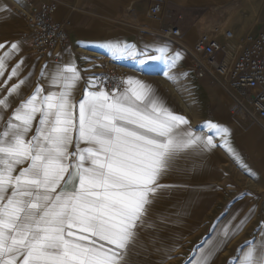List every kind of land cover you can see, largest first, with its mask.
<instances>
[{
	"label": "snow or ice",
	"instance_id": "snow-or-ice-1",
	"mask_svg": "<svg viewBox=\"0 0 264 264\" xmlns=\"http://www.w3.org/2000/svg\"><path fill=\"white\" fill-rule=\"evenodd\" d=\"M18 50L13 43L0 54V77ZM176 59L179 53L170 67ZM22 63L11 68L9 80ZM40 79H47V91L38 82L25 99L22 79L0 96V264H128L137 228L159 191L170 187L160 179L181 154L215 147L213 138L183 127L189 121L138 79L110 91L103 78L90 79L78 101L81 75L74 62L51 72L45 67ZM13 98L21 102L4 123ZM205 127L228 144L227 128ZM238 251L239 264H264V236ZM212 255L202 253L196 264H209Z\"/></svg>",
	"mask_w": 264,
	"mask_h": 264
},
{
	"label": "rangeland",
	"instance_id": "rangeland-1",
	"mask_svg": "<svg viewBox=\"0 0 264 264\" xmlns=\"http://www.w3.org/2000/svg\"><path fill=\"white\" fill-rule=\"evenodd\" d=\"M146 3L149 6L152 1L147 0ZM238 4L239 1L217 5L183 6L174 9L162 6L164 11L163 15H160L161 27L177 23V16H182V20H179L177 24L182 32L181 40L185 42L184 36H186L187 29L194 28L196 24L204 28L209 24L215 25L214 29L217 28L218 31L212 33L219 42L226 41L230 55L228 59L232 63L234 61L232 59L236 57L244 45V40L239 44L237 43L240 40L238 36L231 41L225 40L220 32L232 31L233 29L229 28L230 24L227 28L218 26L227 20V13L224 10L230 6L238 8ZM18 6L19 0H0V45L5 46L0 49V54L9 51L13 43L19 46V50L7 60L5 74L0 77V96L6 95L7 90L18 80H27L28 84L29 71L32 73L36 71L31 63L33 60L40 61L41 59V57L34 56L30 50L28 39L23 35L24 32L26 33L25 24L15 13V8ZM149 18L151 19L150 16ZM236 19L237 17L231 24ZM137 27L123 25L114 27L113 37L119 36L120 39L124 38L123 40H125L122 42V46L118 47L125 49L127 46V49L122 51L110 48L114 51L115 59L135 58L138 62L140 59H145L146 63L144 64L163 63L169 66L170 72L161 71V76H164L165 81L166 106L175 114L181 115L189 121V124L183 127L191 128L195 134L205 138L212 137L216 146L207 151L199 148L185 152L186 156H180V159L175 162V164L180 163L182 166L174 165L170 172L171 176L160 179V184L170 187L161 189L149 206L145 223L137 228V238L134 245L129 248L128 264H189V261L191 264H196L203 250L204 254L213 250V245H209V240L216 235V226L227 218L230 211L229 207L234 205L236 200L237 203L242 200V206L245 208L239 212L241 217L238 220L242 218V215H248L252 221L247 224L248 219L243 217L241 219L243 224L241 221L239 226L233 228L235 242L231 241L228 242V245H223L218 250L219 256H216V251H214L211 256L214 259L210 258L209 261V264H230V262L238 264L237 257L241 255L238 250L248 242L247 236H250L257 229L264 228V225L258 221L264 213L262 203L258 202L261 200L262 194H249L247 192L249 179L248 177L247 179L244 178V173L249 171L255 173L259 169H264V130L256 120L247 116H239L237 114L239 106L232 104L229 99L223 98L221 100L219 98L218 100L215 95L216 82L211 81L212 94L206 93L186 56L182 57V54H179V59L174 61L175 66L170 67L174 55L181 52L178 47L174 50L172 48L174 46L162 42L160 49L164 51L161 52L158 51L160 49H156L153 41L149 38H147L149 40H147L145 50L137 47V44L131 42L129 44L126 41L128 37L135 38V36L142 34ZM258 31H264V23ZM193 38L194 34L191 33L187 39L189 44ZM235 40L237 44L234 42ZM182 41L180 42L182 43ZM133 50L139 55L133 57L131 54ZM145 52L156 56L157 59H148L143 56ZM21 61L23 63L19 75L9 80L8 74L11 68ZM165 73L168 75L166 76ZM171 75L175 79L179 78V85H174V91L170 87L173 78ZM230 92L240 99L239 93ZM214 100L222 102L224 105L222 112L218 111V106L215 105ZM18 105L19 103L13 98L11 107L3 114L4 123L7 122L8 117ZM246 108L250 112L249 106L246 105ZM209 122L229 130L227 145L224 144V139L218 133L205 127ZM261 122L264 125V122ZM198 192L201 197L197 196ZM253 222L256 225H252ZM237 237L242 238L240 242H238ZM101 243L103 242L101 241Z\"/></svg>",
	"mask_w": 264,
	"mask_h": 264
},
{
	"label": "crops",
	"instance_id": "crops-1",
	"mask_svg": "<svg viewBox=\"0 0 264 264\" xmlns=\"http://www.w3.org/2000/svg\"><path fill=\"white\" fill-rule=\"evenodd\" d=\"M53 1V0H46ZM58 2L59 7L55 14L56 18L60 21H71V27L69 29V46L65 51H54L50 52L47 56L40 59V61H34L31 63L33 68L36 69L35 72L29 71L28 73V84L25 88L21 89L23 92L24 98L26 99L29 95H31L32 91L37 87L39 82L40 86L48 90L49 84L47 79L41 80L40 74L42 69L47 67L48 71L51 72L57 65L65 64L68 62H74L78 71L81 75V80L79 82L78 87L75 90V99L78 101L83 93L85 88L87 87L90 79H93L94 76L100 70V62L103 59L110 58L115 59L113 55L112 49L113 45L122 46V42L125 41L120 39L119 36L113 37L114 27L117 25H123L127 27H135L138 26L137 29L142 34L134 37L130 36L126 41L130 44H137L136 46L140 49L147 48V40L151 39L156 46V49L162 48V42L171 44L174 50L180 49L182 57L186 56V59L190 61L193 70L194 69V59L188 51H192L193 43L207 31L204 27H199L197 24L194 28L187 29L186 36H184L185 42H183L182 36L180 40L178 39L181 45L185 47L176 46L173 42L165 41L161 38L160 28L162 26V20L154 21L148 16V5L146 3L147 0H55ZM154 2H161L162 6L165 8L174 9L176 7H189L195 5H206L213 4L217 5L219 3H235L239 1L237 5L238 8H234L232 6L226 8L224 11L227 13V20L220 24V28H232L234 38L238 36L240 38L239 42L242 43L243 40L247 36L258 32V29L264 23V0H149ZM164 11V10H163ZM162 11V12H163ZM163 15V13H161ZM237 17V19L231 24V22ZM152 20V21H151ZM258 21V23H257ZM113 28V29H112ZM159 29V30H158ZM158 30V31H157ZM225 32V31H224ZM222 32V36L223 33ZM194 34L193 41H187L190 34ZM237 37V38H238ZM149 38V39H147ZM182 41V43L180 42ZM236 43V44H237ZM244 43V42H243ZM190 45V46H189ZM172 49V50H173ZM156 51V50H155ZM132 59V60H131ZM127 64L130 67L129 77L138 79L148 85H150L153 91L158 95V97L162 100V102L166 105L165 91H164V76H161V71H169V66L166 64H141L135 58H130L126 60ZM175 66V64H174ZM33 69V70H34ZM196 74V72H195ZM172 76V75H171ZM172 82L170 87H172V91H174V85H179V78L175 79L172 76ZM200 79V84L206 91V93L212 94V90L210 88L211 78L207 75ZM215 95L216 97L223 100V98H227L231 101L232 104H235L237 98L234 94H232L227 88L226 84L221 87L216 84ZM210 91V92H209ZM239 93L240 98L242 96V92H234ZM216 99V98H215ZM218 100H214L215 105L218 106V111L222 112L224 110V105L222 102L220 103ZM18 103L21 101L16 99ZM236 105V104H235ZM16 108V107H15ZM222 114V113H221ZM239 116H246L244 112L238 108ZM38 122L34 121L33 133L35 130V124ZM257 122V121H256ZM258 123V122H257ZM259 124V123H258ZM260 125V124H259ZM261 126V125H260ZM264 130V128L261 126ZM83 146V145H82ZM70 150H74L70 149ZM197 154V153H195ZM180 156H186L184 153ZM180 156L177 160L180 159ZM197 156H194V158ZM199 157V156H198ZM186 159V158H185ZM195 164V162H194ZM182 166L180 163L175 164ZM184 166V165H183ZM22 167V166H21ZM186 170V169H185ZM170 171H168L161 179L169 178ZM255 179L250 178L247 173H244V178L249 179V183L247 184V192L250 194L260 193L262 194L261 200L258 201L262 203V208L264 209V169H259L258 172H255ZM197 178V177H196ZM197 196H200L198 192ZM201 197V196H200ZM247 205V204H245ZM252 206V205H251ZM245 208L242 206L241 202L237 203V200L234 202V205L229 207V214L224 222H221L220 225L216 226V235L213 238H210L209 245H213V250L216 251V256H219V249L223 245H228V242H235L233 228L239 226V222H241L243 217L246 219L248 215H239V212H242V209ZM203 211V210H201ZM253 219V218H252ZM247 220V219H246ZM252 221L248 217V223ZM261 225H264V213L262 217L258 219ZM243 224V223H242ZM252 225H256L255 222ZM225 232L228 234V239H225ZM224 234V235H223ZM238 236V235H237ZM264 236V231L257 229L250 236H247L246 240L259 241L261 237ZM242 239V238H241ZM239 237H237L238 242L241 241ZM243 241V240H242ZM207 251V250H206ZM204 254V250L202 251ZM207 254V252H205ZM219 258V257H218ZM212 259V257H211ZM214 259V257H213ZM212 259V260H213ZM220 259V258H219ZM239 264V263H238Z\"/></svg>",
	"mask_w": 264,
	"mask_h": 264
},
{
	"label": "built area",
	"instance_id": "built-area-1",
	"mask_svg": "<svg viewBox=\"0 0 264 264\" xmlns=\"http://www.w3.org/2000/svg\"><path fill=\"white\" fill-rule=\"evenodd\" d=\"M58 7L55 0H19V6L15 8L17 17L25 24L26 33L23 35L37 58H43L50 52L65 51L69 46L71 21L56 18ZM162 11L161 2L148 6V16L154 21L161 19ZM179 20H182L180 15L176 22ZM177 23L161 27V35L173 41L180 38L182 32ZM233 36L232 31L224 32L225 40L231 41ZM191 55L198 78L208 75L216 84H226L232 92L241 91L240 104L249 106L248 112L264 122V31L247 36L232 63L228 59L230 55L226 41L219 42L207 34L201 35L193 43ZM100 63V70L94 78H103V82L108 83L109 91L129 78L130 68L124 62L106 58Z\"/></svg>",
	"mask_w": 264,
	"mask_h": 264
},
{
	"label": "bare ground",
	"instance_id": "bare-ground-1",
	"mask_svg": "<svg viewBox=\"0 0 264 264\" xmlns=\"http://www.w3.org/2000/svg\"><path fill=\"white\" fill-rule=\"evenodd\" d=\"M219 22V21H218ZM216 24V23H215ZM215 26V25H214ZM214 26H212V25H206V27H205V29L207 30V31H205V34H207V35H209V36H212V37H214V38H216L215 37V35L212 33L213 31H218L217 30V28L216 29H214ZM218 26V25H217ZM219 26H220V24H219ZM218 26V27H219ZM220 33H222V32H220ZM159 36H161V38L163 39V40H165V41H168V42H173V43H175V42H177L178 41V39L180 40V38H178V39H175L174 41L173 40H169V39H166V38H164L163 37V35H161V32H160V35ZM218 36H219V32H218ZM223 37H224V33H223ZM217 39V38H216ZM176 46H179V47H183L184 49H185V47L183 46V45H181L179 42H177L176 44H175ZM193 47V46H192ZM188 53H190V57H191V53H192V51H188L187 49H185ZM192 50V49H191ZM111 60H117V61H120V62H124L128 67H129V65L127 64V62L126 61H122V60H120V59H111ZM132 60V59H131ZM234 59H232V61H233ZM130 68V67H129ZM217 84L218 85H220L221 87H223V83L221 84L220 82L218 83L217 82ZM235 104H236V106L238 107L239 106V108L243 111V112H245V115L247 116V117H250L251 119H253V120H256L263 128H264V125H263V123L261 122V121H259L258 119H256L255 117H253L252 116V114L251 113H249L248 112V110L246 109V107L245 106H243L242 104H240V102H239V99L238 100H236V102H235Z\"/></svg>",
	"mask_w": 264,
	"mask_h": 264
}]
</instances>
